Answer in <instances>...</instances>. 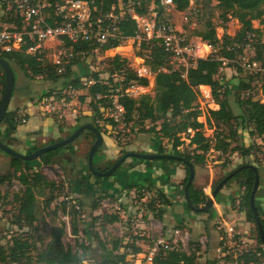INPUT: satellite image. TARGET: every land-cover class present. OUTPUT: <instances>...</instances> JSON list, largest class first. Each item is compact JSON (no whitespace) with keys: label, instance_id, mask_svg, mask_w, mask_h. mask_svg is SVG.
<instances>
[{"label":"trees","instance_id":"obj_1","mask_svg":"<svg viewBox=\"0 0 264 264\" xmlns=\"http://www.w3.org/2000/svg\"><path fill=\"white\" fill-rule=\"evenodd\" d=\"M87 1L91 2L92 6L96 8L95 13L100 14L108 11L113 4H116L119 1L126 2L127 0ZM189 2L190 0H172V6L177 11H184L188 8ZM206 2L207 4L212 2L215 3V6L220 11L221 18L224 21L229 18H235L240 24V28L235 36H222V48L219 50L220 55L232 58L235 56V53L227 51L225 49V45L233 43L236 40L241 41L247 33H253L254 38L251 44L253 50L252 53L256 59L263 63L264 41L262 40V36L264 35V0H206ZM151 3L155 5V9L157 10L159 17L164 12L163 6L160 4V0H141L140 5L134 7V12L138 15H145ZM255 20L259 23L258 27L253 26V21ZM119 30L123 36H134L136 32L135 20H133L129 14L125 13L124 19L119 24ZM193 34L199 37L202 41H206L211 44H215L219 41L215 26L209 19L205 20L203 28L195 30ZM119 44V40H108L101 45L98 43L79 41L71 44V47L74 51L85 50L89 52L95 48H101V50L107 52L114 50V48ZM67 45H70V43ZM25 49L26 46L18 51L2 53L0 56L12 67L13 73L14 67L17 66L27 77L30 78L36 75H46L45 77L55 83V85L59 84L61 90L66 89L69 85H71V87L75 90L86 89L85 96H81V98L90 97L89 105L92 110V115L89 116V118L87 116L77 117L76 124L73 126L72 131L83 123L91 122L95 125L99 132H101V126L98 123L100 114L98 106L94 102V98L96 94L105 95L110 87L108 84L98 80L99 72L90 71L88 68L84 67L81 69L82 71L76 75L73 70V66L84 63L76 57L66 65L63 73L58 74L55 68L51 65L48 67L41 66L34 56L27 54L24 51ZM138 53L145 56L150 70L154 74V94L152 96L149 94H142L137 98H120V103H122L125 108L126 121L130 124L131 129L136 127L137 132L152 133L158 142H162L164 138L172 140L173 142L168 153L183 157L185 160L191 162L194 167L203 164L205 158L204 155L210 148L225 151L230 145L227 141L228 137L234 138L238 136L240 138V134L237 133L238 129H240L241 132L246 129L248 130V134L250 136L259 137L264 140V102L253 99L248 92V90L251 89L250 82H252V80H254V76L259 73H251L249 74L246 82L239 80L238 83L234 85L231 84L229 80L225 79L224 76L220 75L219 70L222 65L219 60L214 58H199L197 59L195 66L187 68L186 74L183 77L181 70H171L168 72L161 70L162 67H167L169 56L164 50L162 44L156 40L142 41L139 45ZM110 59V72L118 71L121 75H125L124 85H128L131 80L137 81V83L142 86L148 85V79L146 77H136L133 76L132 73L126 74L122 72V70L126 69L128 65V62L123 54L114 53ZM89 75H92L95 79H97L96 83L88 86L83 85L80 78ZM14 80H16L15 74ZM108 81L109 83H112L111 79ZM198 85H208L211 89L214 101L219 106L217 109H209L207 111V122L211 124V127H215V131L221 125H226L228 128L227 134H224L223 130L219 132L216 131L213 144H211L208 138L204 137L202 130H200L202 123L196 120V117L200 114V111L194 108V103L197 101V90H195V87ZM3 86L4 73L0 67L1 96L3 93ZM259 89L260 93L264 95V72ZM51 90H53V88ZM232 91L234 93L233 97L236 110L232 108L227 98L229 93ZM245 91L247 96H241L240 93ZM99 101L100 103H103L105 99H101ZM15 113V110H7V120H3L6 127L5 130H0V136L2 133L3 135L7 134L11 128H15L17 126V123L14 120ZM146 120L153 122V124L148 128L144 127V122ZM56 123L60 129L62 124L58 121ZM188 128L194 130V133L189 137V143L187 144L193 147L191 152L181 150V148H179L183 142L180 140V136L178 134L185 132ZM71 132H68L64 137L68 136ZM81 135H84L85 137H88L89 135L91 137L90 144L93 143L96 137L95 133L91 129L83 130L80 136ZM53 142L54 141H50L49 144ZM116 143L118 146L120 145L119 140ZM39 147L40 146L31 145L27 152H32ZM71 147L72 145L70 143L61 148L70 149ZM102 147L103 143L97 149L94 158ZM253 148L254 144L246 146L242 141H240L239 145L231 147L230 150L232 152H238L240 156L246 159L236 167L242 164H253L257 167L261 182L262 179H264V168L258 166V159L254 154ZM57 150L49 151L43 154L39 159L31 161L10 156V166L12 170L7 175L0 177V182L6 180L10 181L11 178L16 177L24 186V190L20 194L14 195V200L18 205L17 212L14 215L17 223L23 221L27 223V225L31 226L36 221V190L45 186L49 187L50 191H52L55 184L46 180L35 167L41 165V163L44 165L53 163L54 161L52 158L56 156ZM120 151L122 152V155L127 152V150L124 149ZM156 152H165L162 144L156 148ZM87 156L88 151L85 156L86 160ZM94 158L93 165L97 170H106L113 163L111 162L106 164L104 167H101L98 163L94 162ZM140 161L144 162L149 169L152 167L154 161H159L161 163L176 162L182 164L185 169V176L180 183L182 189L181 193L183 195V187L187 183L188 179V167L184 161L174 158H160L154 160L140 159ZM236 167L226 172L224 176ZM85 168L88 174L93 176L95 180H108V177L95 176L90 173L87 167V162L85 163ZM222 178L213 182L212 189ZM254 179V169L247 166L240 169L225 183V186L234 180L236 181L238 187L243 189L241 196H239V208L244 211L246 218L254 224V237L256 241L262 243L259 239L258 229L249 206V197ZM193 181L194 178L188 186L189 201L193 206H202L208 195L201 187L195 186ZM133 188L134 190L146 188L154 191L157 199H159V202L162 204V207L158 208V212L156 214L159 218H161L164 206L167 202L164 192L160 188H157L153 182L147 179H144L142 183L130 186L128 189ZM103 192L105 193V196H108L107 192ZM219 195L220 192L218 193V196ZM103 196L104 195L99 196V199ZM76 202L83 208L81 201L77 199ZM256 205L261 225L264 230V210L257 203ZM183 206L186 211H192L186 204L185 199L183 200ZM96 207L97 202L94 204L93 208L95 209ZM62 208L65 211L66 205L64 202ZM206 212L209 214L210 219L213 218V207L209 208ZM69 213L71 215V234L77 235L79 232V219L77 211L71 208ZM102 217L111 223L118 221V216L116 215H103ZM84 232L88 235V238H90V230H84ZM65 234L66 229L64 224L51 226L48 241L41 249H36L34 243L29 237L21 235L11 237L10 242L0 244V263L6 262L15 264L25 262L28 264H85L84 261L90 257H88V255L95 253V258L93 256L90 257L94 258L91 261V264H123L127 252H120V247H132V251L135 253L141 251L140 247L134 245L136 239L135 237L130 240V244L126 243L125 245L122 244V239L119 237L106 242L99 239L97 234H94V237L96 238V246L92 247L90 243L85 244L84 242H80L77 245V249L73 250L71 247L65 245L63 241ZM127 244L129 246H127ZM257 261L258 256L252 251L244 253L240 258V264H255ZM154 264H194V253L192 252L188 255L182 248L166 252L161 251L156 256Z\"/></svg>","mask_w":264,"mask_h":264},{"label":"rangeland","instance_id":"obj_2","mask_svg":"<svg viewBox=\"0 0 264 264\" xmlns=\"http://www.w3.org/2000/svg\"><path fill=\"white\" fill-rule=\"evenodd\" d=\"M168 12L170 15V18L173 22V24L176 25L178 28L184 29L186 31L189 38H195L193 32L195 30L203 28V24L205 20H210L216 30V34L219 36L228 35L230 37H233L236 35L240 28V24L235 18H229L228 20L224 21L221 18L219 9L215 6V3L212 2L210 4H207L206 0H190L189 6L184 11H177L174 9L172 5L168 6ZM157 13V10L155 9V5L151 3L148 7V11L145 15H142V17L146 18L148 21H151L154 18V14ZM258 22L257 20L253 21V26L258 27L256 24ZM256 25V26H255ZM199 38V37H198ZM262 40L264 41V35L262 36ZM239 43L238 40H236ZM253 41V40H252ZM241 42V41H240ZM122 46L118 49V51L123 54L128 62V65L126 69H123V73H132L133 76H135V72L137 71L139 66H146L149 67L147 63V59L145 56L140 55L139 52V45L136 41H130L127 40L121 44ZM252 45L249 49H247V56L252 54ZM53 50L51 51V53ZM205 52V49L203 50ZM219 50H217L214 54L218 53ZM50 53V51H49ZM115 52L113 51H103L101 48H95L93 50H90L86 56L83 58V62L85 63L84 66L88 68L90 71L99 72V76L102 78V81H105L107 77L113 73L110 72L111 69V56H113ZM225 67H230L232 69L231 75H228L226 77L225 74ZM74 70L78 71V68L73 66ZM219 73L221 76H224L225 79L229 80L231 84L236 85L239 80L247 81L249 74L251 72L243 70V69H236L233 65L228 63L225 66H222L219 70ZM14 74H15V85L13 89V94H15V99L18 97L26 98V97H33L32 99L35 101L41 93V90L44 89L52 91L51 89H59V84L55 85V83L51 82L49 79H47L44 75H40L39 77H27L17 66L14 67ZM255 74V73H252ZM153 76H149L148 79V85L147 86H141L137 88L133 93V98H137L142 94H154V78ZM263 77V72H260L259 74L254 76V80L250 82L251 89L248 90L249 95L256 100H260L261 102H264V95L260 93V84ZM135 82V85L140 86L137 81ZM66 93H64V96L67 100L71 101V104L69 102H66V104L57 103V108L60 110V112H67L72 111L74 112L75 109L77 113L81 114L83 111V108L90 109L89 105V97L81 98V96H85L86 89H79V90H65ZM204 88L198 89V95L200 98V101L202 102V108L203 113L201 112V115L197 116V121L202 123V127L200 130H202L203 133L208 134L210 131V135H208L209 140L211 141V144L214 142V138L216 135V131L219 132L223 130L224 134L228 133V128L226 125H221L218 129L215 131L214 126H210L207 122V111L209 109H217L219 106L214 101L212 92H210L211 97H205L204 96ZM211 91V89H210ZM62 93V90H61ZM241 96H247L246 91L240 93ZM234 93L233 91L229 93L228 100L234 110H236V105L233 97ZM1 98V95H0ZM212 101L215 104H212ZM69 103V104H68ZM197 103L200 104V102L197 99ZM212 106V108H211ZM8 110H15L16 108L11 107ZM17 110V109H16ZM39 112V111H38ZM55 116V120L62 124V127L65 126V118H58L57 114H51ZM61 121V122H60ZM64 121V123L62 122ZM153 124V122L146 120L144 122V127L148 128ZM24 124L18 125L19 129H24ZM6 125L5 122L2 121L0 123V130L3 131L5 129ZM217 128V127H216ZM128 130H131L130 124H127V126L123 129L117 127L115 132H109L106 133L103 131V136L112 137L116 142L118 141L115 139V136H117V133H120L121 131H125L127 134V138L125 140H119L121 147L120 150L124 149L127 150V148H130L136 152H146L150 153V147L146 145V147H140L145 141L152 142V139L154 135L152 133L148 132H137L136 134H131L128 132ZM238 129V134H240V138L237 137H228L227 141L229 142V146L225 151L221 150H213L210 149L205 153L204 155V162L202 165L195 166V175H194V185L198 187H202L208 184L209 182V175L210 172H212V183H211V191H212V184L216 180L222 178L226 172L236 167L238 164L242 163L244 159L242 156L239 155L238 152H232L230 149L233 146L239 145L240 141H242L246 146L249 144H254V154L257 156V163L259 164L261 168H264V140L259 137H252L248 134V130H243L242 132ZM102 132V130H101ZM140 134H142L140 136ZM181 134V133H180ZM8 135V134H7ZM66 135V134H64ZM146 137L145 139L143 137ZM185 139L182 140L181 150L190 151L192 150V146L187 145L188 140L187 134L183 135ZM148 137V138H147ZM0 139L2 142H4L6 145L14 149L16 152L21 154L28 153L26 150L25 145L30 147L31 145L36 146H44L48 144L49 141L47 137V142H42L41 138L36 139H28L22 142L13 143L12 141H9L6 136L3 135V133L0 136ZM145 140V141H144ZM167 139L162 140V147L165 150L164 153H168L170 151V144L166 141ZM147 142V143H148ZM91 143V137L88 135V137H85L84 135L79 136L76 138L73 142H71L72 147L70 150H64L62 149L63 154L62 155H56L52 158L54 161L53 163L49 165H44L41 163V165L35 167L37 170L44 176V178L50 182H53L55 184L52 191H50L49 187L43 186L42 188H39L36 190V221L30 226L27 225L25 222H19L17 223L15 221L14 215L17 212V202L14 200L15 194H20L24 190V186L20 183V181L13 177L10 181H3L0 182V205L1 215H3V218H0V244H6L7 242H10V238L14 236H24L29 237L30 240L34 243V246L36 249H41L45 243L48 241L49 236V230L51 226L54 225H60L64 224L66 229V234L63 238V241L66 246L71 247L73 250L77 249V245L80 242H84L85 244L90 243L92 247L96 246V238L94 237V234H97L98 238L101 240H104L106 242L111 241L114 238L118 237H127L124 241L131 240L132 238H136L135 240L138 241V246H140L141 251H147V249L151 245V239L153 236L156 235V233H153V222H160L161 224H165L167 227L169 226H179L180 228H185L189 230V239H188V248L191 250L194 248V246H198V243L195 242L198 237L201 235L198 233V230L194 226H189L187 223H181V225H177L176 222H170L167 223L162 218H158L157 216H154V220H151L148 218V212H146V205L149 201L146 199L144 202L141 201L140 197L143 196L141 191H133V193L127 198V201H117L116 196H110L109 201L104 202L102 198H105L107 196H103L102 200H97L98 208L97 212L98 215H93L94 213L92 210H89L87 208H81L80 213L78 214V229L79 232L77 235L71 234V228H70V213L69 210L72 208L73 205L76 203L75 195L73 194L72 190L70 189V184L68 181V177L70 178L71 175V166L74 165L78 157L80 156L82 160V169L85 171V163H86V152L88 151ZM24 144V145H23ZM258 144V145H257ZM22 145V146H21ZM104 145V143H103ZM258 146V147H257ZM72 149V150H71ZM102 149V148H101ZM139 149H143L145 151H141ZM72 151V152H71ZM101 151V150H100ZM97 152L94 162L98 163L99 166L104 167L106 164L113 162L116 160L120 155H122V152L119 151L118 155L107 159L106 161L102 162L103 156H100L101 153ZM129 151V150H128ZM100 154V155H99ZM10 156L7 153L3 152L0 149V177L7 175L11 172V166H10ZM253 158V157H251ZM252 160V159H249ZM130 162H132L131 159L125 161L123 163V167H128L130 165ZM178 166H181L183 169V175H185L184 167L182 164L176 163ZM87 172V171H86ZM182 181V178L179 179V183ZM229 185H237L236 181H231L227 186ZM225 186V185H224ZM223 186V187H224ZM223 189V188H222ZM150 192L154 193V191L150 190ZM211 193V192H210ZM168 194V193H166ZM106 199V198H105ZM157 200V199H156ZM63 202L66 205L65 211L63 210ZM100 202V203H99ZM158 202V200H157ZM151 203V205H150ZM147 205H150L151 208H155V202H150ZM158 208L162 207L161 203H157ZM129 205L130 208L126 209L125 212H123V209H125V206ZM116 206H119L116 208ZM190 218L195 219L197 214L201 213H195L190 212ZM185 214H188L187 211ZM119 216V221L116 222H108L103 218L102 216ZM190 220V219H188ZM144 224V229L140 228V223ZM160 223L157 224V232L159 230ZM252 229L254 230V225H252ZM84 230H90V238H88V235L85 234ZM255 234V231L252 232ZM255 236V235H254ZM123 239V238H122ZM137 241L136 245L137 246ZM130 241H128V244ZM206 254L201 255V260L198 261L199 264H204V261L209 262V259L205 257ZM96 257L95 253H91L88 255V257ZM88 258L86 261H84L85 264H91V261L94 258ZM5 263V262H4ZM2 264V263H0ZM15 264H28L25 262L15 263ZM37 264V263H33Z\"/></svg>","mask_w":264,"mask_h":264},{"label":"built area","instance_id":"obj_3","mask_svg":"<svg viewBox=\"0 0 264 264\" xmlns=\"http://www.w3.org/2000/svg\"><path fill=\"white\" fill-rule=\"evenodd\" d=\"M140 3L141 0L119 1L105 13L96 14V8L87 0H0V54L18 51L26 46L24 51L34 56L41 66L48 67L51 65L60 74L65 71L66 65L73 58L78 57L83 60L88 53L85 50L74 51L71 47L73 43L87 41L101 45L108 40H119L120 44L114 48V51L120 53L118 49L127 40L136 41L138 44L142 41L156 40L162 44L169 56L167 67L161 68L165 72L181 70L184 77L187 68L195 66L199 58H214L219 60L222 66L230 63L236 69H243L251 73L264 72V62L256 59L253 53L247 56V49L253 42V33H247L241 42L239 41L240 44L237 41L226 44L225 49L235 53V56L232 58L224 57L220 55V51L214 54L222 48V36L217 35L219 41L211 44L198 37L189 38L184 29L173 24L167 9L168 6L172 5V0H160L164 12L159 17L155 13L151 21L134 12V7L139 6ZM125 13L136 20L134 36H123L119 30V24L124 19ZM68 43L70 45H67ZM204 49L205 52H203ZM152 74L150 68L146 66H139L135 72L136 77L148 78ZM98 77V80L102 81L99 74ZM109 79L112 80V83H109ZM80 80L86 86L95 84L97 81L92 75L81 77ZM133 81L135 80L124 85L125 75H121L118 71L111 73L105 81H102L108 84L110 88L105 95L96 94L94 98L100 114L98 123L101 126V133L103 131L109 133L112 130L115 132L117 127L123 129L127 126L125 108L120 103V98H133L134 91L142 86L140 84V86L135 85ZM65 90L74 91L75 89L69 85L62 90V93L59 88L52 91L47 90L41 94L34 101L37 111L42 114L54 113L57 114L58 118H63L64 112H60L56 105L59 102L66 104ZM203 92L205 97H211L210 88H204ZM197 98L200 104L196 101L194 108L203 113V104L199 95ZM101 99H105V101L100 103L99 100ZM212 104L215 103L212 101ZM15 112L14 120L17 124L27 123L29 111L26 107H21ZM128 132L136 134L137 128L134 127ZM193 133L194 130L188 128L178 135L182 141L185 139L183 135L189 134L186 138L188 140V136ZM203 134L204 137L208 138L210 131L208 134ZM126 138L125 131H121L115 136V139L122 141ZM166 141L171 147L173 141L168 139ZM210 150L212 151V148ZM135 191L142 192L143 196L140 197L142 202L146 199H148V203L156 201L155 208H151L150 205H147L148 203L144 205L146 212H148V218L154 220V216H157L158 212L157 203L159 199L149 189L140 188ZM234 204L239 208V197L234 200ZM118 207L116 206V208ZM81 208L77 202L73 205V209L78 214ZM0 212H2L1 209ZM0 218H3V215L0 214ZM158 223L160 222L152 223L153 233L156 235L152 237L151 245L147 251L128 254L123 264H154L156 256L161 251L166 252L179 248H182L188 255L193 252L194 264H199L198 261L201 260V255L207 248L206 238L203 236L198 238L195 241L198 246L189 250V230L179 226L167 227L160 223L157 232ZM218 228L221 229L219 226ZM237 234L232 227H229L221 235L219 243L214 247V255L210 258V264H240L241 256L249 251L255 252L258 256V261L255 264H264V243L257 242L255 237H242Z\"/></svg>","mask_w":264,"mask_h":264},{"label":"crops","instance_id":"obj_4","mask_svg":"<svg viewBox=\"0 0 264 264\" xmlns=\"http://www.w3.org/2000/svg\"><path fill=\"white\" fill-rule=\"evenodd\" d=\"M134 20V19H133ZM136 22V20H135ZM257 26L259 23L256 22ZM255 25V26H256ZM132 41V40H130ZM115 52L114 50H110ZM116 53V52H115ZM121 54V53H120ZM85 63L83 64H76L74 65L77 70L74 72L79 74L84 68ZM150 68V67H149ZM225 74L226 77L231 75L232 69L230 67H225ZM153 76L154 74L150 75ZM154 80V79H153ZM154 82V81H153ZM210 88L208 85H198L195 87V90L198 91L199 88ZM60 88V87H59ZM47 91V90H46ZM44 89L41 90V94L46 92ZM15 94L11 97L9 108L19 109L21 107H26L29 111L27 123L24 125V129H19L18 125L14 128H11L6 136L9 141L13 143L19 144V142L28 140V139H36L41 138L42 142H47V137L49 141H58L64 138V134L72 131L73 126L76 124L77 117L80 116H89L92 115L91 108H83L81 114L77 113L76 109L74 112L67 111L64 113L65 118V126L59 129L57 121L55 120V116L51 114H42L37 111V107L34 105L33 97H26L19 99L18 97L15 99ZM198 97V92H197ZM86 98V97H85ZM90 98V97H89ZM198 99V98H197ZM71 104V101L67 100ZM90 102V100H89ZM68 103V104H69ZM15 109V110H16ZM201 114V112H200ZM199 114V115H200ZM87 121V120H86ZM64 123V121H62ZM91 123V122H90ZM103 135V134H102ZM142 134H140L141 136ZM189 135V134H187ZM193 135V134H192ZM191 136V135H190ZM188 136V143L189 137ZM146 138L145 136L143 137ZM148 138V137H147ZM152 139H155L154 137ZM166 139V138H165ZM145 141V140H144ZM145 141L140 147H146L148 145L150 147V153L156 152V148L162 144V142L154 141L148 142ZM103 147L100 151L102 158V162L106 161L107 159L113 158L118 155L121 147H119L116 141L112 137L103 136ZM24 145V144H23ZM22 146V145H21ZM133 146L127 148V151H134L132 149ZM26 150H28L29 146L25 145ZM62 149L57 150L58 155H62ZM70 150V149H64ZM72 150V149H71ZM141 151H145L143 149H139ZM214 149L212 148V151ZM72 152V151H71ZM56 154V155H57ZM131 159L130 165L128 167H123V165L116 170V172L110 176H108V180H100L97 181L93 176H90L88 172L82 169V158L79 156L77 162L71 166V175L70 178L68 177V181L70 184V189L72 190L73 194L75 195V199L82 202L84 208L92 210L94 213L93 215H98L97 207L94 209L93 206L99 200V196L105 195L107 192V197L102 198L104 202L109 201L110 196H116L117 201H127V198L133 193V189H128L130 186H134L136 184L142 183L144 179H147L153 182L157 188H160L164 194L166 195L167 202L163 209V219L165 222H176L177 225H181V223H187L189 226H194L197 228L198 233L205 237L207 242V248L205 249L204 254L207 259H209L208 263H211V257L214 255V247L219 243L220 237L224 232L229 228L232 227L237 235L242 237H254L252 233L254 230L252 229V225H254L251 221H249L243 210L237 208L234 204V200L241 196L243 189L239 188L238 185H229L224 186L223 189L220 190V195L216 196L213 199V218H209V214L205 212H201V214H197L195 219L190 218V212L184 209L183 200L184 196L181 193V182L179 183L180 178H184L183 169L181 166H178L176 162L172 163H161L159 161H154L152 167L149 169L147 168L146 164L138 158H127V161ZM115 161V160H114ZM113 161V162H114ZM126 161V160H125ZM125 161L123 163H125ZM185 172V169H184ZM212 172L209 175V182L207 185L202 186L201 188L204 192L209 196L211 192V183H212ZM104 187V188H103ZM168 193V194H166ZM100 199V200H102ZM256 203L261 206L264 210V179L260 182L256 195H255ZM100 203V202H99ZM210 207V208H211ZM130 208L129 205L125 206L123 212L126 209ZM193 213V211H191ZM197 213V212H195ZM150 217V214H149ZM161 217V218H162ZM190 219V220H188ZM119 221V216H118ZM140 228L144 229V224L141 222L139 224ZM218 226L221 228L219 229ZM200 236V237H201ZM198 237V238H200ZM121 238V237H119ZM123 238V239H122ZM122 244L128 243V241H124L127 237H122ZM197 238V239H198ZM132 240V239H131ZM136 241L134 244L136 245ZM127 246H129L127 244ZM138 246V241H137ZM139 245L138 247H140ZM141 250V248H140ZM126 251L127 255L130 253H135L132 251V247H120V252ZM126 255V256H127ZM203 264V262H202ZM204 264H207L204 261Z\"/></svg>","mask_w":264,"mask_h":264},{"label":"water","instance_id":"obj_5","mask_svg":"<svg viewBox=\"0 0 264 264\" xmlns=\"http://www.w3.org/2000/svg\"><path fill=\"white\" fill-rule=\"evenodd\" d=\"M0 67L2 68L3 73H4L3 93H2V96L0 99V123H1L3 120H7L6 112L8 110V106H9V103H10V100H11V97L13 94L15 80H14V73H13L12 67L1 56H0ZM85 129H91L96 135L93 143L90 145V147L88 149V156H87V160H86L89 172L95 176L108 177V176L114 174L116 172V170L120 166L123 165V162L127 158H138V159H144V160H154V159H160V158L161 159L162 158H174V159L184 161L188 167V179H187V183L183 187V196H184L186 204L189 206V208L193 212H205V211H207L212 206L213 199L216 198V196L218 195L220 190L223 188V186L225 185V183L229 179H231L243 167H247V166L252 167L255 171V179H254V183H253L252 190H251L250 197H249V206H250L253 218L255 220L257 229H258L259 239L262 243H264V230L262 228L259 212L257 210V205L255 203V195H256V192H257V189H258V186L260 183V176H259L257 167L253 164H242V165L236 167L234 170H232L231 172L226 174L214 186L210 195L207 197L205 203L202 206H193L190 203L189 196H188V186L192 182L194 175H195V168L191 162L185 160L181 156L171 154V153H157V152L146 153V152L127 151L122 156L117 158L111 164V166L109 168H107L106 170H97L93 165V158H94V155H95L97 149L103 143V135L101 132H99V130L95 127V125L93 123H90V122L83 123V124L79 125L68 136H66V137H64L58 141H55L53 143L41 146V147L33 150L32 152H29L26 154H21V153L16 152L14 149H12L8 145H6L1 140H0V149L3 152L7 153L8 155L20 158L22 160L31 161V160L39 159L43 154H45L49 151H54V150H57V149L65 146V145H67V144H70L76 138H78L80 136V134L83 132V130H85Z\"/></svg>","mask_w":264,"mask_h":264},{"label":"flooded vegetation","instance_id":"obj_6","mask_svg":"<svg viewBox=\"0 0 264 264\" xmlns=\"http://www.w3.org/2000/svg\"><path fill=\"white\" fill-rule=\"evenodd\" d=\"M4 130H5V129H4ZM0 140H1V139H0ZM120 156H122V155H120ZM120 156H119V157H120ZM119 157H118V158H119Z\"/></svg>","mask_w":264,"mask_h":264}]
</instances>
